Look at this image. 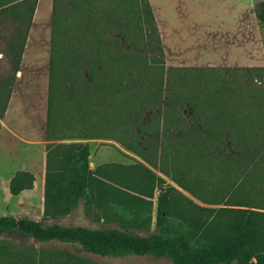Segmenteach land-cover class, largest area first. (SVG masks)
Instances as JSON below:
<instances>
[{
  "label": "rangeland",
  "instance_id": "rangeland-1",
  "mask_svg": "<svg viewBox=\"0 0 264 264\" xmlns=\"http://www.w3.org/2000/svg\"><path fill=\"white\" fill-rule=\"evenodd\" d=\"M19 1L0 0V9ZM251 3H255V0H36L21 55L22 77L17 82L7 123H13V128L22 136L39 140L42 133L39 125L45 114L40 104L46 100L47 67L53 33L59 44L56 47L60 58L65 52L76 74L74 82L62 86L63 90L58 96L53 88L55 116L60 119L63 130L67 129L70 118L69 134L85 132L86 129L93 136L87 142L90 144L87 159L90 170L98 167L93 161L98 160L101 154L111 160L118 158L119 154L131 158L119 152L117 142L128 146L134 154L137 151L148 160L157 162L156 150L169 147L172 137L193 134L195 131L207 133L211 122H216L214 147L218 160L224 161L217 160L215 164L203 168L206 185L198 194L218 200L220 178L216 176V171L241 168L247 152L235 150L239 162H226L225 157L233 155V150L227 148L224 137H228V134L237 138L240 135L246 137L250 154L255 149H250V146L255 144L256 138L260 137L261 145L264 141V83L260 73L255 70L257 63L232 65L229 62L233 58L242 60L231 42L242 44L244 39L252 43L250 54L256 57L255 22L258 21L255 6L245 16L246 27H243L244 22L240 25ZM31 5L27 3L0 10V79L11 76L9 60L10 47L13 46L10 44L20 39ZM146 6L151 12V24L155 30L149 36L145 30L135 31L137 22L144 27L150 26L142 19ZM52 7L58 34L51 24ZM128 26L134 27V30L126 32L125 27ZM239 32H243L244 36ZM82 56L91 57L86 60V66ZM160 71L163 77L161 98L148 101L140 89L154 88ZM206 102L215 107L213 112L207 108ZM194 105L198 106V113L192 111ZM222 107L226 110H221ZM164 115L168 126L166 130L161 128ZM36 149L13 138L0 142V183L9 168L16 166L23 155L27 154L30 160L35 161ZM135 164L139 163L130 165L135 169ZM252 169L264 170L259 165H254ZM136 170L140 171L138 168ZM153 170L163 180L153 183L152 194L155 198L165 185H174L156 168ZM34 172L39 189L41 172L37 167H34ZM104 172L113 174L114 170L106 168ZM126 193L136 195L135 192ZM248 193V188H245V202L262 204L261 196L251 201L247 198ZM123 197L127 202L130 200L125 194ZM128 204L131 209L135 206V202ZM116 206L123 211L120 223L130 230L132 219L127 213L131 209L126 212L122 204L121 207L119 204ZM103 208V204L97 209L89 205L85 207L79 202L69 212L71 215L64 224L97 228L103 224L98 219ZM54 221L46 220L42 224L59 222ZM7 236L9 245L17 243L32 249L36 244L31 238L22 237L18 241L20 236L15 233ZM45 248L83 256L96 264H170L166 259L150 256H91L63 244H48ZM19 260L25 262L11 252V264H17Z\"/></svg>",
  "mask_w": 264,
  "mask_h": 264
},
{
  "label": "trees",
  "instance_id": "trees-1",
  "mask_svg": "<svg viewBox=\"0 0 264 264\" xmlns=\"http://www.w3.org/2000/svg\"><path fill=\"white\" fill-rule=\"evenodd\" d=\"M35 1L20 0L0 9L32 3L28 7V16L20 39L10 44L13 46L10 47L9 60L12 76L8 79H0V84L4 85L0 86V118L9 98L13 75L18 69ZM254 11L257 20L264 22V0L255 5ZM54 13L52 7L51 24L58 34L53 19ZM142 19H145L146 24L150 23L149 28L137 22L135 31L145 30L148 36L154 33L148 6L142 11ZM132 29L134 30V27H125L126 32H131ZM56 42L52 33L47 67L44 137L47 141L93 138L86 129L85 132L69 134L70 118L67 129L63 130L60 119L55 116L53 88L56 89L58 96L65 84L71 85L76 79L74 66L71 65L65 52L60 58L61 54L56 47L59 44ZM81 58L85 59L84 66L88 64L86 60L91 59L90 56ZM255 70L260 73L264 83L263 69ZM158 73V83L154 88L151 86L147 90L140 89L141 94L148 101H158L161 98L163 77L162 71ZM60 102H62L61 97ZM206 105L210 112L215 110V107L208 105L207 102ZM191 109L197 112L198 106L194 105ZM221 110L226 109L222 107ZM82 114L85 112L82 111ZM177 124L178 122L176 126ZM230 124L235 125L234 122ZM216 127L217 123L211 122L207 127V133L195 131L193 134L172 137L173 141L169 147L160 149L161 155L159 148L156 150L157 162L150 161L135 151L138 157L149 166L156 168L158 173L172 182L175 187L208 206H217L216 208L200 207L174 186L165 185L155 196L151 229V203L140 196L151 199L153 183L163 181L160 177H156L140 164H135V169L133 165H100L91 171L87 162L86 144L77 142L47 144L44 147L42 218L55 220L65 216L79 202L85 207L89 205L97 209L103 204L105 208L98 214V219L103 218V224L97 228H87L59 226L55 223L44 225L27 218L0 217V232L15 233L39 243L55 241L70 246L78 253L102 258L150 256L166 259L170 264H264V170L252 169L254 165L263 166L264 169V141L261 145L260 137L256 138L255 144L250 146V149L253 150L254 147L255 149L250 154L246 137L240 135L241 137L237 138L229 134L228 137H224L227 148L233 150V155L225 157L226 162H239L240 158L235 150L239 153L243 150L247 152L241 168L215 172L220 178L219 199L210 200L204 195H199L198 192L206 185L203 168L215 164L219 159L214 147L217 139L214 132ZM161 128L163 130L168 128L165 115L162 117ZM123 146L130 150L128 146ZM222 161L224 159L218 160V162ZM249 165L251 169L245 171ZM106 168L113 169L114 173L106 174L104 172ZM32 182V174L16 171L8 182V191L11 195H16L22 190L30 189ZM245 188L249 190L247 198L255 201L261 196L262 204L245 202L243 195ZM128 191L135 192L136 195L129 196L126 193ZM124 194L130 198L128 202H135L134 208L131 209L123 197ZM234 199L242 202L239 203ZM117 204L119 206L122 204L126 212L131 209L127 213L132 219L130 230L120 223L123 211L116 206ZM110 214L117 216L118 229L105 226ZM132 229L145 235H140ZM43 257L47 259L46 264H96L83 256H75L56 249L47 250ZM18 264L23 262L19 260Z\"/></svg>",
  "mask_w": 264,
  "mask_h": 264
},
{
  "label": "crops",
  "instance_id": "crops-1",
  "mask_svg": "<svg viewBox=\"0 0 264 264\" xmlns=\"http://www.w3.org/2000/svg\"><path fill=\"white\" fill-rule=\"evenodd\" d=\"M260 1L261 0H255V3H251L249 5L250 10L246 11L245 14L242 16L243 18L241 20L240 25L242 24V22H244L245 16L247 14H249V12H251L253 6H255ZM240 25H239V27H240ZM243 27H246V22H244ZM238 28H237L236 32H238ZM247 32H248L247 35H249V30ZM239 34L242 35L243 32L242 33L239 32ZM255 35H256V40H255L256 57L255 58L250 54V51L252 49L251 48L252 43L249 40H247V42H245L246 39H244V42L242 44H239V42H237V41L231 42L233 48L238 49V51L242 57L241 61L236 60L235 58L231 59L229 62H232V65L233 64L248 65L249 63H252L254 61V63H257V66H258L257 68H262L264 71V22H259V21H258V23L255 22ZM234 36H236V35H234ZM242 36H244V35H242ZM21 60L22 59L20 57L18 69L13 75L14 80H13L12 86L10 87V94H9V98L7 100L5 111L3 112V115L0 118V142H2V141L4 142V140H6V138L7 139L13 138V139L18 140L19 142H21L24 145L35 146V147H37V149H36L37 158L35 159V161H32V160H30V156L24 153L25 155L22 156L20 162L16 166L12 167L11 169L9 168V170L2 177L1 183H0V217H12L15 219L27 218V219L33 220L35 222L43 223V222H46V220H44L42 218L44 147L47 144L63 143V141L62 140L47 141L45 139V137H44L45 114H44V119L42 120V122H40L41 124L39 125V129L42 132L39 140H30L29 138H27L28 136H22L21 133L17 132L13 128V126H12L13 123H10V124L7 123L6 118H7L9 109L11 107L12 100L14 98V95H15L17 87H18L17 82L22 77V69H21L22 61ZM11 76H12V72H11ZM40 105H42V107L44 108V111H45L46 100H43L42 104H40ZM17 133H19V134H17ZM90 140L91 139L84 138V139L75 140L73 142L84 143L88 147V146H90V144L87 142H89ZM68 142H70V141H68ZM117 143L119 144V147H118V150H120L119 152L126 153V154H128V156H131V158H133V159H131V158L127 159L125 157H122V155L119 154L118 158H116L115 160H111V159L107 158L104 154H101V157H99L98 160L93 161V163L96 166H100V165H109V164L130 165V164H134L135 162H137V163L141 164L143 167L150 170L157 177L158 174L155 173V171L153 170L154 168L152 169L151 166H149L145 161H143L138 156H137L138 157L137 158L133 152H131L130 150L125 148L121 143H119V142H117ZM118 144H117V146H118ZM26 153H28V152H26ZM88 157H87V159H88ZM135 160H137V161H135ZM34 167H37L41 172V185H40L39 189H37V184H36L37 181H36V174L34 172ZM250 169H251V165H249L245 169V171H248ZM16 171H25V172L32 174L33 182L31 184L30 189L22 190L16 195H11L8 191V182ZM175 188L178 191H180L184 196H186L188 199H190L194 204H196L200 207H210V206L202 203L201 201H199L195 197L191 196L187 192H184L177 187H175ZM140 197L145 201H150V203H151L150 228L152 229V214H153L152 210L154 209L155 198L152 197L150 199V198H146L143 196H140ZM229 207L241 208V207H236V206H229ZM244 208L249 209L248 207H244ZM116 212H118L117 209H116ZM70 215H71V213L67 214L63 217L55 219L54 222L59 221L58 223H55V224H57L59 226H68V225H65L64 223ZM109 218L110 219L106 222L105 226L118 229L119 228V224H118L119 221H118L117 216L111 214V216ZM87 219L91 220L90 217H87ZM100 222H103L102 217L100 218ZM132 230L134 232L139 233L140 235H145L143 232L137 231L135 229H132ZM10 234H13V233L0 232V264H11V262H10L11 252H15L17 258H19V259L21 258V260H24L25 262L23 264H39L40 262L42 264H46L47 259L43 257L44 255H46V252L49 249V248H45L46 245H48V244H60V243H57L55 241H51V242H47V243H39V242H36L33 239H31V240H33V242L36 243L34 245V247H32V249H31V248H25L22 246L23 247L22 248L21 246L17 245V243L15 245L12 243H10V245H9V243H7L8 242L7 240L9 239V237L7 235H10ZM21 239H23L21 236L19 238H17L18 241H21ZM24 239H28V238L24 237ZM12 248H14L15 250L12 251L11 250ZM27 252H30V253H27ZM22 253L25 255H23ZM18 262H17V264H18Z\"/></svg>",
  "mask_w": 264,
  "mask_h": 264
}]
</instances>
